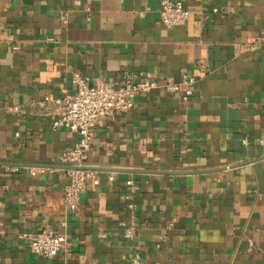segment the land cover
Here are the masks:
<instances>
[{"label": "crops", "instance_id": "0c3cea01", "mask_svg": "<svg viewBox=\"0 0 264 264\" xmlns=\"http://www.w3.org/2000/svg\"><path fill=\"white\" fill-rule=\"evenodd\" d=\"M160 3L0 0V264H264V41L244 47L264 0H186L173 28ZM75 73L197 82L189 103L154 90L96 125L98 178L71 212L59 157L80 134L45 98L74 94ZM45 228L67 237L53 259L23 238Z\"/></svg>", "mask_w": 264, "mask_h": 264}, {"label": "built area", "instance_id": "2783aa9c", "mask_svg": "<svg viewBox=\"0 0 264 264\" xmlns=\"http://www.w3.org/2000/svg\"><path fill=\"white\" fill-rule=\"evenodd\" d=\"M186 0H161L160 19L167 28L179 27L188 23L192 12L185 7ZM264 41V34L248 41L244 47L254 51ZM196 78L183 74L178 81H158L143 78L135 81L129 77L125 83L115 85L102 79L91 81L80 73L73 75L76 85L74 94L54 99L50 96L45 102H54L58 107V116L54 121L55 128L68 127L71 132L80 134L79 141L71 148L64 151L59 157V163L69 166L66 169L68 183L65 188L64 203L66 208L75 212L79 207V199L86 190L90 181L97 180L98 171L88 167V157L91 150V141L94 137L96 125L105 117L116 113H126L133 109L139 95L154 90H165L178 96L184 103H189L194 93ZM243 143L248 145V139ZM20 166H13V172H19ZM49 169L46 167L30 168L32 175L43 174ZM113 179V176H111ZM128 185H133L129 180ZM133 208L134 204H130ZM137 224L133 223L125 232V238L133 239ZM32 251L47 259L55 258L65 247L67 237L53 229H41L23 235ZM250 244H253L252 242ZM133 264H140V255H137Z\"/></svg>", "mask_w": 264, "mask_h": 264}, {"label": "water", "instance_id": "95a60500", "mask_svg": "<svg viewBox=\"0 0 264 264\" xmlns=\"http://www.w3.org/2000/svg\"><path fill=\"white\" fill-rule=\"evenodd\" d=\"M13 166H18V165H13ZM13 166H12V167H13ZM66 168H69V166H66ZM94 170H96V169H94Z\"/></svg>", "mask_w": 264, "mask_h": 264}]
</instances>
